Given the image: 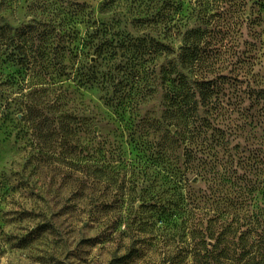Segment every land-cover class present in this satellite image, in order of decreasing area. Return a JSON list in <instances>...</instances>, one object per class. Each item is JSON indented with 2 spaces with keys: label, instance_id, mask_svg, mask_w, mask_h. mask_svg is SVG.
Instances as JSON below:
<instances>
[{
  "label": "rangeland",
  "instance_id": "1",
  "mask_svg": "<svg viewBox=\"0 0 264 264\" xmlns=\"http://www.w3.org/2000/svg\"><path fill=\"white\" fill-rule=\"evenodd\" d=\"M63 20L95 77L78 87L65 57L60 99L25 98L41 77L0 55V264H195L226 212L241 218L207 261L245 264L264 206V0H0V25Z\"/></svg>",
  "mask_w": 264,
  "mask_h": 264
},
{
  "label": "trees",
  "instance_id": "2",
  "mask_svg": "<svg viewBox=\"0 0 264 264\" xmlns=\"http://www.w3.org/2000/svg\"><path fill=\"white\" fill-rule=\"evenodd\" d=\"M69 25V21L65 20L53 22L47 31L39 30V27L42 26L40 23L31 22L21 28L14 29L8 25H0V55L4 53L7 47L13 46V49L18 55L19 64L30 70L33 67L35 73L32 75V78L41 77L36 83H34L33 80L31 82H26V80L23 82L19 89H27L24 95L25 98L43 99L44 96H48V92L51 90L50 92L55 94V99H60L61 97L58 92L59 88L49 90L48 87H50L52 83L53 87L57 82V78L54 79L52 76L53 74L57 76L59 66L63 64V60L67 56L70 60V68L74 71L71 81L75 82L78 87L93 80L95 77L94 72L92 77H88L84 73L83 70L86 68L87 63H85L82 58L83 48L75 47L74 42L76 38L70 37ZM78 41L80 42L83 40L80 37ZM82 43L80 42V44ZM42 44L50 45L48 47H43ZM106 48L115 47L112 46V42L108 44V47H96L95 50L98 51L97 56H100L103 51L106 53ZM188 57H192V61H190L192 65L198 63V56L190 54ZM52 79H54V81H52ZM45 80H50L52 82H47ZM207 90H210V88L202 87L199 90L193 89L192 96L201 93V100H203L204 95L207 96ZM187 94H189V92H187ZM190 104L195 111L197 109V101L192 100ZM40 123L41 122H38L37 124ZM196 129L197 126L194 125L193 130L189 133L191 136L188 140V146L184 150V163L187 167L195 152L193 148H197L198 146H196V144H199L196 142V138L198 137V135H195ZM211 216L212 217L205 220V231H207V229L209 231L207 237H205L203 241H196L193 238L195 241L192 244V260L195 264H200V262L201 264H210L207 261L208 258L212 259L225 252L224 249L220 248V244L224 241L223 237L229 234L233 238L237 228L235 225L238 224V220L241 218L230 212H226L225 214L221 213L215 218H213V215ZM184 221H186V225H188L191 230H196L197 226L202 224L201 219L192 211ZM216 227H222V230L218 233H216V231L213 232V229ZM246 233L248 235L255 234V236L250 237L251 241L246 251L248 259L245 264H264V206L262 207L257 224L250 225ZM242 235H244V233H242ZM208 239L212 241L211 245H209Z\"/></svg>",
  "mask_w": 264,
  "mask_h": 264
}]
</instances>
